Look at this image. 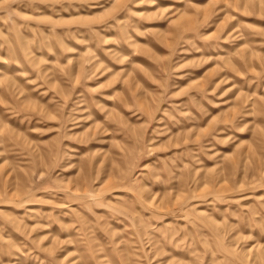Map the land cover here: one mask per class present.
Returning a JSON list of instances; mask_svg holds the SVG:
<instances>
[{"label": "rangeland", "instance_id": "rangeland-1", "mask_svg": "<svg viewBox=\"0 0 264 264\" xmlns=\"http://www.w3.org/2000/svg\"><path fill=\"white\" fill-rule=\"evenodd\" d=\"M0 264H264V0H0Z\"/></svg>", "mask_w": 264, "mask_h": 264}]
</instances>
